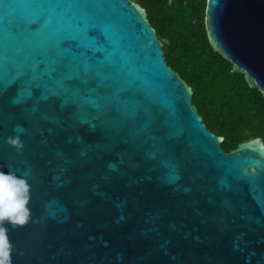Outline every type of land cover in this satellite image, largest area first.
<instances>
[{"label": "water", "instance_id": "1", "mask_svg": "<svg viewBox=\"0 0 264 264\" xmlns=\"http://www.w3.org/2000/svg\"><path fill=\"white\" fill-rule=\"evenodd\" d=\"M206 30L264 96V0H208ZM221 143L131 0H0L12 264H264V143Z\"/></svg>", "mask_w": 264, "mask_h": 264}, {"label": "trees", "instance_id": "2", "mask_svg": "<svg viewBox=\"0 0 264 264\" xmlns=\"http://www.w3.org/2000/svg\"><path fill=\"white\" fill-rule=\"evenodd\" d=\"M144 9L164 57L192 90L206 128L229 152L254 138L264 142V96L215 51L206 30L208 0H131Z\"/></svg>", "mask_w": 264, "mask_h": 264}, {"label": "clouds", "instance_id": "3", "mask_svg": "<svg viewBox=\"0 0 264 264\" xmlns=\"http://www.w3.org/2000/svg\"><path fill=\"white\" fill-rule=\"evenodd\" d=\"M17 152L23 149L19 135L6 140ZM28 172L17 175L15 171H0V264H12L14 246L9 239V228H23L32 221L29 207L31 185L28 183Z\"/></svg>", "mask_w": 264, "mask_h": 264}, {"label": "flooded vegetation", "instance_id": "4", "mask_svg": "<svg viewBox=\"0 0 264 264\" xmlns=\"http://www.w3.org/2000/svg\"><path fill=\"white\" fill-rule=\"evenodd\" d=\"M263 142V141H262ZM264 143V142H263Z\"/></svg>", "mask_w": 264, "mask_h": 264}]
</instances>
